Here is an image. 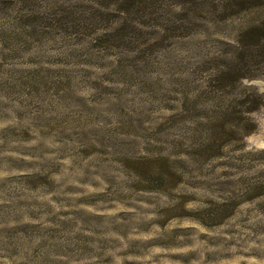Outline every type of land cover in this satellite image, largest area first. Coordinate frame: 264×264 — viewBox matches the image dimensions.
<instances>
[{
	"label": "rangeland",
	"instance_id": "rangeland-1",
	"mask_svg": "<svg viewBox=\"0 0 264 264\" xmlns=\"http://www.w3.org/2000/svg\"><path fill=\"white\" fill-rule=\"evenodd\" d=\"M122 1L0 0V264H264V9Z\"/></svg>",
	"mask_w": 264,
	"mask_h": 264
},
{
	"label": "trees",
	"instance_id": "trees-1",
	"mask_svg": "<svg viewBox=\"0 0 264 264\" xmlns=\"http://www.w3.org/2000/svg\"><path fill=\"white\" fill-rule=\"evenodd\" d=\"M232 4L230 6H228V4L222 5V10L219 13L221 21H225L234 15L248 12L253 9H264V0H233ZM118 7L121 15H130L146 13L149 5L147 0H123ZM237 43L243 50L244 54L250 52V54H248L252 58L254 56H259L260 53L264 52V19L260 23L246 28L245 31L239 35ZM255 77L258 76H248L247 74L240 73V71H235L233 75L229 77V81L235 83L239 81V79L253 80ZM245 91L246 94L242 102L245 104L247 113H252L257 109L264 107V94H252L250 88H245Z\"/></svg>",
	"mask_w": 264,
	"mask_h": 264
}]
</instances>
